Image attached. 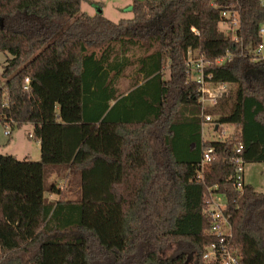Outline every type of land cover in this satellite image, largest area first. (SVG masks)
<instances>
[{"label":"trees","instance_id":"16d2710c","mask_svg":"<svg viewBox=\"0 0 264 264\" xmlns=\"http://www.w3.org/2000/svg\"><path fill=\"white\" fill-rule=\"evenodd\" d=\"M86 1L0 0V123L33 125L41 150L0 156V264H218L213 195L241 264H264V192L237 179V160L264 163L262 3L134 0L113 22ZM188 50L232 85L204 111ZM203 114L232 134L206 139Z\"/></svg>","mask_w":264,"mask_h":264},{"label":"built area","instance_id":"2783aa9c","mask_svg":"<svg viewBox=\"0 0 264 264\" xmlns=\"http://www.w3.org/2000/svg\"><path fill=\"white\" fill-rule=\"evenodd\" d=\"M264 6V0H258ZM225 16V15H224ZM234 25L237 24V20L234 19ZM261 34L264 35V29H261ZM264 46L261 45L258 48V51L261 52ZM230 59V57H228ZM226 60V58H221L216 61V63L221 64ZM187 67L190 69L191 79L197 81L199 84V91L201 94V103L203 111L217 104V102L223 98L232 88V85L228 83H215L211 81V76H206L204 69L209 65L205 63L204 59L196 51L188 50L187 57L185 61ZM25 88H28L29 79L25 80ZM204 118V127L203 135L206 139L209 140H222L225 138L226 132H224V127H219L215 124L214 118L209 114H203ZM211 125L213 128L212 134H216L217 137H208L205 132V127ZM5 135L10 136L12 132L9 126L5 128ZM213 149L207 147L203 152V157L201 163L198 166L196 179L198 181L204 180V173L212 161ZM239 164L237 176L238 181L240 182L243 179V165L242 161L237 160ZM226 201L221 195H213L209 201V206L207 209V216L211 221L210 233L214 235L217 239V242L211 244L204 254V259L210 263L218 264H241L242 260V249L240 246L233 243V231L232 226L229 221V217L226 215Z\"/></svg>","mask_w":264,"mask_h":264},{"label":"rangeland","instance_id":"374dc122","mask_svg":"<svg viewBox=\"0 0 264 264\" xmlns=\"http://www.w3.org/2000/svg\"><path fill=\"white\" fill-rule=\"evenodd\" d=\"M133 0H87L81 5V11L87 13L91 16L98 13H102L105 17L113 22H119L121 19H131L133 17L132 11H128L131 8ZM219 28L221 31L227 33L228 27L225 24H220ZM264 29V25H263ZM263 46H264V35H263ZM261 55L264 57V48L261 51ZM8 55L0 52V76L3 72V66ZM122 84L126 87L128 84L127 80H124ZM213 118V116H212ZM6 127L0 123V156L2 155H12L18 160L31 159L33 161H39L41 159V150L39 143L33 139L29 138L32 134V125L26 124L21 128L14 129L11 131L10 136L5 135ZM224 132H226L225 138H228L234 128L225 126ZM213 128L211 125L205 127V132L208 137H217L218 135L212 134ZM244 180L251 181V184L259 192H264V163H250L244 166ZM55 177L51 178L52 182ZM59 182H63L60 178ZM64 186V184H63ZM51 196V199H54ZM163 255H168V252H163Z\"/></svg>","mask_w":264,"mask_h":264},{"label":"crops","instance_id":"0c3cea01","mask_svg":"<svg viewBox=\"0 0 264 264\" xmlns=\"http://www.w3.org/2000/svg\"><path fill=\"white\" fill-rule=\"evenodd\" d=\"M134 1V0H133ZM132 4H133V2H132ZM107 18V17H106ZM33 130H34V127H33V125H32V133H33ZM243 179H244V174H243ZM244 182L246 183V184H251V181H245L244 180ZM252 185V184H251ZM253 186V185H252ZM255 188V187H254ZM256 189V188H255ZM50 199H51V196L49 197Z\"/></svg>","mask_w":264,"mask_h":264},{"label":"water","instance_id":"95a60500","mask_svg":"<svg viewBox=\"0 0 264 264\" xmlns=\"http://www.w3.org/2000/svg\"><path fill=\"white\" fill-rule=\"evenodd\" d=\"M128 11H131V8Z\"/></svg>","mask_w":264,"mask_h":264}]
</instances>
